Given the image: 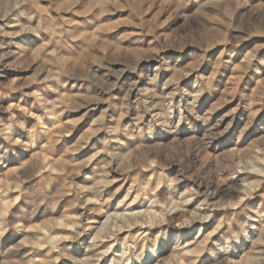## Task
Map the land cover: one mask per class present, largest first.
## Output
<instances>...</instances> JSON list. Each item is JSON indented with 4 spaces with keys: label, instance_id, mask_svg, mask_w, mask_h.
I'll return each mask as SVG.
<instances>
[{
    "label": "rangeland",
    "instance_id": "374dc122",
    "mask_svg": "<svg viewBox=\"0 0 264 264\" xmlns=\"http://www.w3.org/2000/svg\"><path fill=\"white\" fill-rule=\"evenodd\" d=\"M0 264H264V0H0Z\"/></svg>",
    "mask_w": 264,
    "mask_h": 264
}]
</instances>
